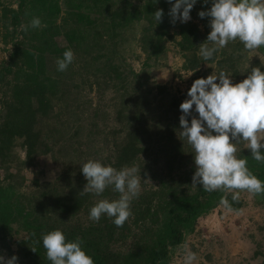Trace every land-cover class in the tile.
<instances>
[{"label":"trees","instance_id":"obj_1","mask_svg":"<svg viewBox=\"0 0 264 264\" xmlns=\"http://www.w3.org/2000/svg\"><path fill=\"white\" fill-rule=\"evenodd\" d=\"M211 5L197 0L188 22L172 23L168 0H0V249L7 259L51 264L42 236L59 229L67 241L80 237L94 264H171L186 236L197 234L198 219L217 205L226 209L221 199L233 212L243 208L241 193L233 201L232 193L192 185L193 149L180 135L179 106L196 79L223 71L235 84L252 67L264 71L239 41L202 59L211 29L198 13ZM161 9L157 23L153 13ZM34 17L41 26L25 31ZM69 49L74 60L58 71ZM193 117L195 106L189 123ZM237 148L264 181V164L244 142ZM88 160L141 171L140 194L122 227L107 216L89 219L99 199L119 193L109 186L99 197L80 194ZM251 198L264 209V195Z\"/></svg>","mask_w":264,"mask_h":264},{"label":"clouds","instance_id":"obj_2","mask_svg":"<svg viewBox=\"0 0 264 264\" xmlns=\"http://www.w3.org/2000/svg\"><path fill=\"white\" fill-rule=\"evenodd\" d=\"M168 2L172 5L169 11L171 22L179 20L186 23L191 19L190 12L197 0ZM153 14L157 23L162 22V9ZM198 15L210 18L211 31L206 41L211 46L204 42L199 49L204 61L212 60L218 51L236 41L250 52L264 46V0H212L210 9L200 11ZM40 26L41 20L34 17L30 25L23 27L27 31L29 27ZM73 60V51L66 50L63 58L56 62L57 70L66 71ZM187 96L189 98L179 106L183 113L179 123L182 128L180 135L193 149L196 170L192 185H202L206 192L232 193L233 201L240 199L241 192L252 196L264 195V181L248 168L246 158L236 155L237 145L244 142L251 157L264 164V71L260 67H252L247 77L235 84L223 71L198 78ZM193 106L198 118L193 117L189 123L186 117L191 115ZM140 172L135 166L117 170L97 160L83 163L82 173L87 183L80 194L92 193L99 197L109 186L119 193V198L112 201L99 199L90 208L89 219L99 222L102 216H107L112 218L115 226L122 227L132 215V200L141 191ZM220 203L232 210L227 198L221 199ZM42 244L51 264H94L93 258L82 248L80 237L67 241L65 234L56 229L42 236ZM17 259L12 256L5 260L0 256V264H17ZM195 259V253L189 252L185 264H192Z\"/></svg>","mask_w":264,"mask_h":264},{"label":"rangeland","instance_id":"obj_3","mask_svg":"<svg viewBox=\"0 0 264 264\" xmlns=\"http://www.w3.org/2000/svg\"><path fill=\"white\" fill-rule=\"evenodd\" d=\"M247 55L252 59L258 57L264 63V52L251 51ZM133 67L136 69L137 64L133 63ZM170 75L171 70L168 69L165 74L158 75L159 80H165ZM175 82L180 88L184 87V83L178 79ZM49 167L51 171L54 164ZM46 174L47 177L52 175L49 169ZM241 194L245 199L240 211H229L217 205L202 215L196 225L197 234L186 236L183 252L177 250L171 264H185V257L189 252L196 255L192 264H264V229L257 228V223L263 220L264 209L256 205L247 192ZM197 239L201 240V244H198ZM189 243L197 246L198 251H191ZM0 252V256L6 260V253L2 249Z\"/></svg>","mask_w":264,"mask_h":264}]
</instances>
